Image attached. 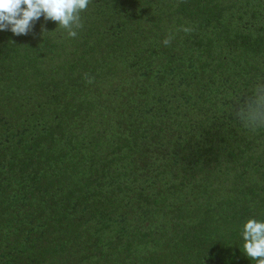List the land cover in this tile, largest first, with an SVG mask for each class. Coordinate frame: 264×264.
<instances>
[{"label": "trees", "instance_id": "16d2710c", "mask_svg": "<svg viewBox=\"0 0 264 264\" xmlns=\"http://www.w3.org/2000/svg\"><path fill=\"white\" fill-rule=\"evenodd\" d=\"M81 19L75 38L43 17L0 31V264H255L264 0H92Z\"/></svg>", "mask_w": 264, "mask_h": 264}, {"label": "clouds", "instance_id": "9594fccd", "mask_svg": "<svg viewBox=\"0 0 264 264\" xmlns=\"http://www.w3.org/2000/svg\"><path fill=\"white\" fill-rule=\"evenodd\" d=\"M92 0H0V31L10 30L13 35H28L34 24L41 17L45 21L51 20L57 27L63 29L69 38L78 36V30L82 29L81 13L88 9ZM180 30L185 33L192 31L189 27ZM49 33L41 26V34ZM174 37L169 34L162 43L168 46ZM91 83V77H87ZM264 89V82H257L253 87L255 101L249 105L256 113L260 123H264V95H260ZM243 253L255 264H264V220L248 218L242 226Z\"/></svg>", "mask_w": 264, "mask_h": 264}]
</instances>
